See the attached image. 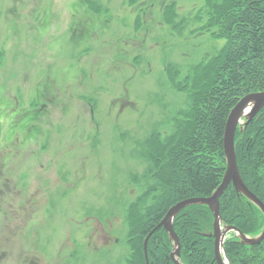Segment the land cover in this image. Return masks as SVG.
<instances>
[{
  "label": "rangeland",
  "instance_id": "374dc122",
  "mask_svg": "<svg viewBox=\"0 0 264 264\" xmlns=\"http://www.w3.org/2000/svg\"><path fill=\"white\" fill-rule=\"evenodd\" d=\"M226 2L0 0V264H130L135 215L170 192L152 151L199 108Z\"/></svg>",
  "mask_w": 264,
  "mask_h": 264
},
{
  "label": "trees",
  "instance_id": "16d2710c",
  "mask_svg": "<svg viewBox=\"0 0 264 264\" xmlns=\"http://www.w3.org/2000/svg\"><path fill=\"white\" fill-rule=\"evenodd\" d=\"M218 17L222 18L227 42L218 59L200 70L195 79L199 108L191 125L169 149L158 146L152 151L156 161H170L160 171L161 188L170 192L163 202L135 215V254L130 264H145L144 238L172 205L192 197H207L217 188L225 171L223 135L229 112L244 95L264 89V0H227ZM235 152L244 184L264 204V107L242 132H235ZM239 206L240 212H232ZM219 212L223 223L245 235L255 236L263 227L259 209L231 185L220 198ZM212 220L211 211L202 204L188 205L175 216L173 227L182 244L197 245V251L190 248L193 255L185 251L181 256L183 264H209L213 260V238L208 235ZM166 235L162 228L150 235L149 264H173ZM156 236L159 242L155 248L151 240ZM223 249L229 264H264V239L249 245L230 237Z\"/></svg>",
  "mask_w": 264,
  "mask_h": 264
},
{
  "label": "water",
  "instance_id": "95a60500",
  "mask_svg": "<svg viewBox=\"0 0 264 264\" xmlns=\"http://www.w3.org/2000/svg\"><path fill=\"white\" fill-rule=\"evenodd\" d=\"M247 107L249 108L245 112ZM263 107H264V90L246 94L230 110L225 123L224 135H223V152L226 160V169L220 184L209 197H192L186 200H182L172 205L167 210L162 220L146 235L143 241V255H144L145 264H149L147 258V248H146L148 239L150 235L160 227H163L166 230L170 241H172L174 244V253L170 254V258L172 259L174 264H182L179 254L180 244L177 235L174 232L172 223L174 217L178 214L180 210L192 204L206 205L212 212L213 215L212 232L208 234L209 236H212L214 238V244H213L214 258L212 263L215 262L216 264H225L220 256V250L222 248L223 237L229 231L237 232L241 241L243 243L250 245L258 244L264 239V227L261 233L253 238H249L245 236L234 226H223L222 229V227L220 226L221 218L218 210L219 197L226 190L229 184H232L236 192L242 194L248 200L254 203L262 211L264 215V204L252 192L248 190V188L245 186V184L243 183L240 177L236 163L235 146H234V136L239 119L242 116H244V118L246 119V121L244 122V126H246L252 120L255 114ZM226 264H227V260H226Z\"/></svg>",
  "mask_w": 264,
  "mask_h": 264
},
{
  "label": "bare ground",
  "instance_id": "6f19581e",
  "mask_svg": "<svg viewBox=\"0 0 264 264\" xmlns=\"http://www.w3.org/2000/svg\"><path fill=\"white\" fill-rule=\"evenodd\" d=\"M248 108H249V107L246 108L245 112L248 110ZM245 112H244V114H245Z\"/></svg>",
  "mask_w": 264,
  "mask_h": 264
}]
</instances>
